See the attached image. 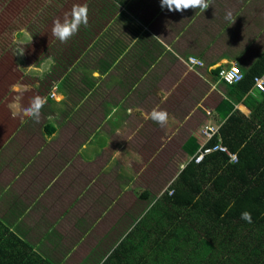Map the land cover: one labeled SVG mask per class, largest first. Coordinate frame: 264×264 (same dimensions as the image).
<instances>
[{
	"label": "crops",
	"instance_id": "1",
	"mask_svg": "<svg viewBox=\"0 0 264 264\" xmlns=\"http://www.w3.org/2000/svg\"><path fill=\"white\" fill-rule=\"evenodd\" d=\"M63 1L70 8L87 4L88 24L67 43L58 40L57 46L60 51L69 44L70 49L78 43L85 47L72 64L62 65L56 92L63 99L54 103L48 97L56 110L39 122L33 136L39 145L27 159L21 156L22 161L11 164L13 156L9 157L12 174L8 180L0 177V219L30 252L55 264H80L87 256L84 251L97 244L92 231L101 220L115 222L117 206L122 208L120 217L130 218L122 196L127 198L137 188L133 182L138 177L131 172L139 171L138 175L154 157L180 151L184 156L168 182L173 180L195 151L188 149L204 142L202 128H218L224 120L222 106L231 100L227 85L206 70L198 74L186 68L182 62L186 56L203 58L187 48L188 42H206L205 29L217 21L229 31L254 19L259 4H263L261 18L264 0H209L204 12L198 8L170 12L160 7V0ZM229 12L231 19L226 18ZM44 43L43 59L29 65L46 74L56 61L50 58L54 55L48 50L50 40ZM226 62L234 61L225 52L206 65ZM74 70L80 71L76 89L67 83ZM156 105L169 114L165 126L148 118ZM57 113L58 119H48ZM66 128L70 136L62 154L68 160L60 163L50 146L59 131L68 132ZM153 193L144 186L138 195L145 200Z\"/></svg>",
	"mask_w": 264,
	"mask_h": 264
},
{
	"label": "trees",
	"instance_id": "2",
	"mask_svg": "<svg viewBox=\"0 0 264 264\" xmlns=\"http://www.w3.org/2000/svg\"><path fill=\"white\" fill-rule=\"evenodd\" d=\"M239 68L242 79L226 84L232 101L222 106L224 120L206 142L220 141L236 161L219 150L188 160L125 235H132L127 247L121 240L100 264H264V95L251 90L264 49ZM28 248L0 219V264H52Z\"/></svg>",
	"mask_w": 264,
	"mask_h": 264
},
{
	"label": "rangeland",
	"instance_id": "3",
	"mask_svg": "<svg viewBox=\"0 0 264 264\" xmlns=\"http://www.w3.org/2000/svg\"><path fill=\"white\" fill-rule=\"evenodd\" d=\"M262 7L263 4H259L258 8H254L258 11L254 14L251 13L254 15V19L244 20L239 27H232L229 31L221 28V21L213 23L212 30L207 28L204 31L206 42L195 39L188 42L187 48L190 51L193 50L195 52L193 54H200L205 64L211 62L215 56L226 52L239 66H246L264 49V16L259 18ZM70 10V5L63 0H0V177L4 180H8L12 174L13 168H11L9 157L13 156L11 159V164H13L14 161H22L21 156H25L27 159L29 154L34 151L38 140L36 141L33 136L37 134V128L41 125L27 117L23 120L19 116L12 117L9 105L14 102V97L17 95L12 90V85L21 84L28 87L29 90L24 92L20 100L23 107L28 106L30 100L36 95L47 98V102L41 110L40 121H42L43 115L56 110L54 108L56 104L49 103L48 97L51 96L54 103L63 99L62 95L56 92L57 79L63 72L62 67L72 64L74 56L85 47V44L78 43L74 44L77 46L76 49H70L69 44L66 49L60 51V47L57 46L58 39L52 35L53 21L57 18L62 20ZM47 40H50L48 50L54 52V55L49 57L56 61L55 65L46 74L40 69L32 67L28 71L30 63H38L43 59L42 46ZM190 42H196L198 45L193 43L192 45ZM18 48L24 49L22 56L18 53L15 54ZM77 76H80V71L74 70L70 72L67 79V83L75 89ZM73 96L72 92L71 97L73 98ZM66 129L67 133L63 131L57 133L53 145L50 146L56 155H59L60 163L68 160V155L62 154V145L69 141L70 136L69 129ZM179 141L176 140L178 143ZM168 147L171 150V146ZM49 152H51L50 149ZM179 152L177 151L176 155L162 154L154 157L146 170L138 175L136 174L139 171L131 172L138 177V180L133 182V186H137V188H132L127 198L122 196L127 207L125 211L130 213V218L126 215L120 217L122 208L117 206L116 211L119 213L115 222L112 218L107 222L101 220L98 228L92 231V237H97V244L96 242L91 243L92 250L84 251L83 254L87 252V256L80 264H100L121 240L125 244L123 247H127L132 235L126 237L125 235L136 228L137 222L143 217L148 204L156 197V191L163 187L160 184L167 183L169 176L179 168V161H182L184 156ZM167 157L171 159L168 163L165 162ZM3 164L6 165V168H3L5 171L1 169ZM144 186L146 190L150 188L154 193L142 200L143 198L140 199L138 193L141 194ZM107 226L113 227L109 230ZM103 231L108 233L101 235ZM95 232H98L97 235ZM89 239H91L90 236ZM107 260H113V256H109ZM49 262L55 264L53 261Z\"/></svg>",
	"mask_w": 264,
	"mask_h": 264
},
{
	"label": "clouds",
	"instance_id": "4",
	"mask_svg": "<svg viewBox=\"0 0 264 264\" xmlns=\"http://www.w3.org/2000/svg\"><path fill=\"white\" fill-rule=\"evenodd\" d=\"M209 0H160V7L167 8L168 11L184 12L188 9H200L202 12L209 7ZM231 19V13H227V17ZM88 24V6L87 4H75L69 13H66L61 20L57 18L52 23V35L57 38L61 43H67L80 29V27L87 26ZM23 55L24 49L18 48L15 54ZM29 65L28 67H30ZM12 90L17 93L14 97V102L9 105V109L13 118L20 117L23 120L25 117L33 120L36 123L40 122L41 110L47 102L46 97L39 95L34 96L29 105L26 107L21 106L20 100L25 91H28L26 85L14 84ZM59 114L55 117L49 116L48 119H58ZM148 118L155 123L165 126L169 120V114L166 110L161 109L159 105L153 107L148 114ZM241 218L251 222V213L245 211L241 213Z\"/></svg>",
	"mask_w": 264,
	"mask_h": 264
},
{
	"label": "built area",
	"instance_id": "5",
	"mask_svg": "<svg viewBox=\"0 0 264 264\" xmlns=\"http://www.w3.org/2000/svg\"><path fill=\"white\" fill-rule=\"evenodd\" d=\"M183 64L190 71L200 74V70L204 69L208 72V75H212L217 78V81H221L225 84H233L242 79V72L239 68V65L235 62H226L225 64L220 65H206L204 61L195 56L188 55L184 59H182ZM218 66L217 73H213V69ZM251 90H257L264 95V71L253 78V84ZM234 108H237L241 111L243 105L241 103H235ZM246 113L245 111H243ZM217 132V127L204 126L202 128L201 133L204 135V142L199 145V147L195 150V152L190 156L189 160L193 159L195 162H199L204 154L209 153L211 151L219 150L225 152L229 156L230 161H236L237 157L235 153H232L228 150V148L222 144L220 141L212 144L211 146H206V142L212 137L214 133ZM170 193V191H169Z\"/></svg>",
	"mask_w": 264,
	"mask_h": 264
}]
</instances>
